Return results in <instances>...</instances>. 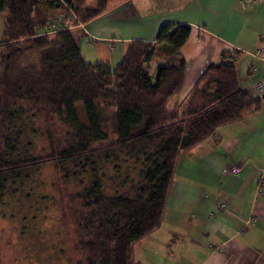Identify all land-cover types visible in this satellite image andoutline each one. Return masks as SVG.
Wrapping results in <instances>:
<instances>
[{"label": "trees", "instance_id": "1", "mask_svg": "<svg viewBox=\"0 0 264 264\" xmlns=\"http://www.w3.org/2000/svg\"><path fill=\"white\" fill-rule=\"evenodd\" d=\"M84 1L0 0V204L6 195L21 194L28 172L46 162L66 172L69 164L88 168L85 197L93 201L77 223L86 239L82 263L140 264L133 244L160 225L178 154L260 101L239 86L236 53H222L194 84L186 108L180 114L178 106L167 108L181 88L184 61L157 64L153 77L149 64L154 57L177 60L189 25L165 24L153 42L130 41L114 67L86 61L71 28L42 33L56 13L71 9L86 24L108 3L98 0L89 8ZM42 113L45 130L34 124ZM40 132L48 143L44 156L31 139ZM117 148L139 166L138 179L108 197L102 194V162Z\"/></svg>", "mask_w": 264, "mask_h": 264}, {"label": "crops", "instance_id": "2", "mask_svg": "<svg viewBox=\"0 0 264 264\" xmlns=\"http://www.w3.org/2000/svg\"><path fill=\"white\" fill-rule=\"evenodd\" d=\"M165 24L190 26L177 60L154 57L149 64L155 70L157 64L177 65L179 60L184 61L181 88L168 100L167 108H180L204 70L220 60L222 53H236L239 86L248 94V88L253 90L254 82L264 78V61L253 56L264 37V2L243 8L239 0H108L105 10L77 33L78 46L86 61L114 67L130 41L153 42ZM259 108L260 105L218 126L226 130L223 135L216 130L212 139L184 150H194L212 163L208 168V188L192 201V211L179 208L166 214L164 208L160 225L133 244L136 262L264 264V182L259 185L264 171V131L258 130H264V115L260 114L259 122L252 114ZM253 125L256 131L249 130ZM223 140L224 154L217 152ZM204 142L209 145L206 150L200 147ZM233 166L240 168L238 174L229 172ZM258 185L261 192L257 191ZM168 197L169 192L166 207ZM221 202L225 203L223 209ZM157 234L160 240L156 241ZM137 244L154 253L158 251L161 259L151 263L137 260Z\"/></svg>", "mask_w": 264, "mask_h": 264}, {"label": "rangeland", "instance_id": "3", "mask_svg": "<svg viewBox=\"0 0 264 264\" xmlns=\"http://www.w3.org/2000/svg\"><path fill=\"white\" fill-rule=\"evenodd\" d=\"M97 1L85 0L84 6L94 7ZM4 17L5 12L0 14V40L4 29ZM79 24L71 28L76 33L84 30V24L81 22ZM75 29H79L80 32ZM150 74L153 77V66ZM248 89L256 98L255 92L251 88ZM188 99L186 97L180 105L179 114L186 108ZM252 114L253 119L260 122L258 117H262L260 114L264 115V104L260 102V108ZM43 115L42 113L34 124L45 130L47 125ZM58 129L54 132L56 133ZM217 130L222 135L226 132L222 127ZM249 130L257 129L253 125ZM258 130L264 131L260 127ZM41 132L32 135L31 139L38 155L44 156L48 152V143L45 134L43 136ZM112 137L109 136L101 146L107 147ZM207 139H212V136ZM204 143L205 145L202 144L200 147L206 150L205 147L208 148L209 145L207 142ZM223 144L224 140L220 148H217L218 153L224 154L221 150L224 149ZM211 164L207 157L191 149L178 154L169 190V202L167 207L165 205L166 214L179 211V208L185 212L192 211V201L199 199L208 188V168ZM102 165L103 195L114 196L115 192L124 191L137 183L139 166L124 151L117 148L114 155L107 162H102ZM99 167L100 162L97 169ZM84 169L85 171L80 166L69 164L66 172L55 163L46 162L28 172L29 180L21 194L14 197L6 195L0 204V264H83L81 241L86 240L82 237L85 232L81 231L83 229L79 228L77 223L83 222L82 218L90 211L89 203L93 201L86 198L90 171L88 168ZM97 177L100 178V168ZM215 180L217 181V178ZM158 235L155 236L156 241L160 240ZM152 247H155V242ZM135 255L138 256L137 260H142L143 263L161 259L158 251L154 253L147 246L135 249Z\"/></svg>", "mask_w": 264, "mask_h": 264}, {"label": "built area", "instance_id": "4", "mask_svg": "<svg viewBox=\"0 0 264 264\" xmlns=\"http://www.w3.org/2000/svg\"><path fill=\"white\" fill-rule=\"evenodd\" d=\"M239 2L241 6L244 8L247 7L248 5H254L258 2H264V0H239ZM77 20L78 19L76 14L71 9L68 10V14L62 12L56 13L55 15L51 16L47 21V23L43 26L44 32L42 33L52 34L60 29H64V28L70 29L74 26L80 25L79 24L80 22ZM253 56L258 58L259 60L264 61V37L260 38L258 50L256 51V53H253ZM253 91L257 95L258 100L264 104V78L258 79L254 82ZM229 172L231 174H238L240 172V168L233 166L229 169ZM263 182H264V171L260 175L259 185H261ZM259 185L257 187V191L261 192L262 187H260ZM219 206L221 209H223L225 207V203L221 202Z\"/></svg>", "mask_w": 264, "mask_h": 264}]
</instances>
